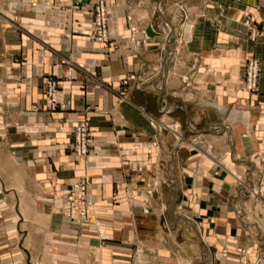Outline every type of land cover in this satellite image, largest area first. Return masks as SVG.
<instances>
[{
  "label": "crops",
  "instance_id": "0c3cea01",
  "mask_svg": "<svg viewBox=\"0 0 264 264\" xmlns=\"http://www.w3.org/2000/svg\"><path fill=\"white\" fill-rule=\"evenodd\" d=\"M96 1L0 0V264H132L133 245L147 248L140 264L263 252L264 234L230 201L222 157L253 169L264 156V0H106L111 47L88 36ZM250 58L262 70L253 94ZM48 76L60 86L55 113ZM236 110L249 124L232 121ZM84 118L87 158L69 150ZM84 176L94 219L71 223L57 197ZM262 182L252 215L263 225Z\"/></svg>",
  "mask_w": 264,
  "mask_h": 264
},
{
  "label": "built area",
  "instance_id": "2783aa9c",
  "mask_svg": "<svg viewBox=\"0 0 264 264\" xmlns=\"http://www.w3.org/2000/svg\"><path fill=\"white\" fill-rule=\"evenodd\" d=\"M94 12V23L91 28L92 31L88 36L91 40L107 46L110 38L108 8L105 0H97ZM255 23V18L247 15L245 25L250 30V39L252 41H255L261 35V31L255 26ZM133 45H135V40H133ZM261 79L262 70L259 60L250 58L244 67V89L249 93L257 92ZM45 86V110L53 113L58 112L61 102L59 83L54 77H47L45 79ZM34 110H38V106H34ZM74 129L77 141L76 155L87 158L90 153L88 144L89 126L87 121L84 119L80 120ZM90 184V179L87 177L71 186V189L61 196L62 206L56 212L64 214L69 222L83 223L88 220L90 216L88 202V189ZM253 193L255 195L258 194L256 191ZM242 264H264V258L252 257L245 253Z\"/></svg>",
  "mask_w": 264,
  "mask_h": 264
},
{
  "label": "rangeland",
  "instance_id": "374dc122",
  "mask_svg": "<svg viewBox=\"0 0 264 264\" xmlns=\"http://www.w3.org/2000/svg\"><path fill=\"white\" fill-rule=\"evenodd\" d=\"M105 2L107 4L106 0H105ZM158 7H159V5L156 7V10L159 13ZM78 8H79L78 4L73 5V9L74 10H77ZM107 8H108V5H107ZM94 11H95V5H94V8H93V16H92L91 27H93V23H94V15H95ZM247 15L252 16L251 14H246L245 17H247ZM108 18H109V38H110V41H109V44L107 45V47H111L110 46L111 45V35H110L111 31H110L109 10H108ZM245 20H246V18H245ZM244 24H245V21H244ZM248 30H249V28H248ZM90 31H92V30H90ZM138 32L143 33L144 31L139 30ZM249 32H250V30H249ZM94 42H96V41H94ZM133 46H135V45H133ZM48 77H54L55 80H57V82H58V79L55 76H48ZM45 88H46V86H45V80H44V96L46 95L45 94V92H46ZM59 91H60V86H59ZM60 94H61V92H60ZM251 94H253V93H251ZM233 115H235L232 118L233 122L241 121V122H243L245 124H249V118L250 117H249L248 114H246V113H244V112H242L240 110H236ZM84 120L87 121V124L89 126V120L87 118H84ZM229 122H230V120H229ZM74 128H73V133H72V139L70 141L69 150H70V152H72V153H74L76 155L75 151H76V147H77V141H76V134H75V129ZM89 137H90V126H89ZM88 144H89V138H88ZM196 144H197L196 147L199 148L204 154L208 153L207 151H205V149L203 147H201V143L200 142L196 143ZM89 151H90V148H89ZM227 153H231L232 154L231 151H229ZM226 154H224V156ZM89 155H90V153H89ZM258 155L260 156V158L256 162V164L254 163L255 162L254 158L253 157L250 158V163L255 165V167L253 169H252V165H250L249 168L242 167V166L238 167L236 162L233 159V155H232V160L234 161L235 166L234 167H227V166H225L223 164L222 167L225 168L229 172V174H231L233 176V178H234L233 179L234 180L233 184H234V187L237 188V190L234 192V194L232 196V199L230 201L232 202V204H233V206H234V208L236 210V213H237L238 217L240 218L241 222L245 223V224L254 223L260 229L262 234H264V224L262 225L260 222L256 221L255 218L252 215V204L256 203L257 201H261L259 190H260V187H261V185L263 183L262 182V177L264 176V156H262L261 154H258ZM224 156L222 157V161L223 162H224ZM254 157H255V160L258 159V156H254ZM84 178H87V177L84 176L82 179H84ZM90 183H91V186H92L91 179H90ZM70 189H71V187L69 188V190ZM254 191H256L258 194L255 195L253 193ZM148 193H151V191H149ZM89 198H90V191L88 193V202H89ZM60 199H61V196H59L57 198L59 207L62 206V202H61ZM89 210H90V207H89ZM62 216L66 219V216L64 214H62ZM93 219H94L93 218V214H92V212L90 210V216H89L88 220H86L83 223H78V224H84V223L92 222ZM37 222L41 223L42 221L39 220ZM71 223H74V222H71ZM209 241H210V243H212L213 240L211 241L209 239ZM127 249L130 251V254H131V257H132V261H133L132 264H140L141 263V261H140L141 260V256L147 254V248H145L144 245H133L130 248H127ZM46 250H48V248ZM87 252L88 251H86V254L89 255V253H87ZM237 252L239 254L238 264H242V259L244 257V254L245 253L248 254V253H247L246 250H243L242 248H238ZM151 253H153V252H151ZM47 254L48 253L46 251V255ZM248 255H250V254H248ZM250 256L264 258V251L261 252V253L259 252L256 255H250ZM45 264H47V263H45ZM49 264H56V263L50 261Z\"/></svg>",
  "mask_w": 264,
  "mask_h": 264
},
{
  "label": "bare ground",
  "instance_id": "6f19581e",
  "mask_svg": "<svg viewBox=\"0 0 264 264\" xmlns=\"http://www.w3.org/2000/svg\"><path fill=\"white\" fill-rule=\"evenodd\" d=\"M187 31H190V29L188 28ZM146 35V34H145ZM259 89V88H258ZM249 93V92H248ZM224 165L227 166V167H234L235 164H234V161L232 160V154L231 153H227L225 156H224ZM88 177L89 179H91L89 176H86ZM91 189V184L89 186V189H88V193ZM210 242V241H209Z\"/></svg>",
  "mask_w": 264,
  "mask_h": 264
},
{
  "label": "water",
  "instance_id": "95a60500",
  "mask_svg": "<svg viewBox=\"0 0 264 264\" xmlns=\"http://www.w3.org/2000/svg\"><path fill=\"white\" fill-rule=\"evenodd\" d=\"M147 34H148L149 36H151V37H154V36L157 35V33L153 30L152 27H149V28L147 29Z\"/></svg>",
  "mask_w": 264,
  "mask_h": 264
}]
</instances>
